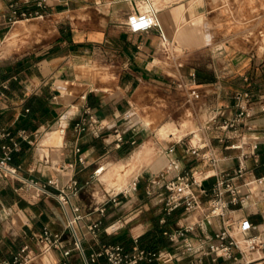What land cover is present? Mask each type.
Masks as SVG:
<instances>
[{
  "label": "crops",
  "instance_id": "crops-1",
  "mask_svg": "<svg viewBox=\"0 0 264 264\" xmlns=\"http://www.w3.org/2000/svg\"><path fill=\"white\" fill-rule=\"evenodd\" d=\"M39 2L45 6H39ZM146 7L155 11V26L147 32H130L128 16ZM13 9L38 11L42 17L15 19ZM207 12L210 10L205 1L190 4L189 0H0V84L6 85L1 89L0 125L19 142L12 152V163L20 165L24 176L41 182L51 178L60 185L70 178L80 184L88 182L73 199L84 210L100 203L106 193L121 189L107 183L109 171L120 180L127 178L121 174L122 168L131 165L130 173L136 174L130 179L138 176V184L142 179L146 182L141 193L132 192L120 206L106 205L96 240L85 232V224L98 214L91 212L82 222L86 255L102 244L122 243L128 249L134 245L135 227L113 234L105 233L103 228L117 212L135 202L152 206L150 218L137 225L138 245L176 252L162 232L183 222L184 213L178 209L166 215L162 204L157 203L159 197L149 198L145 188L159 172H165V180L190 167L201 177L213 174L210 165L186 152L187 142L210 138L219 169H234L241 160L247 167L245 180L264 176L263 141L258 143L256 154L244 160L241 157L242 152L249 151L251 137L264 130V49L258 53L243 32L208 36L202 29V14ZM31 19H38L40 29L52 26L53 37L36 48L24 46L22 51L2 47L5 38L16 36L20 30H12L15 24ZM198 54L204 55V60L196 61ZM191 71L196 73L195 83L189 76ZM179 81L184 82V88ZM190 90L198 94L193 99L198 103L197 128L190 118ZM243 90L251 92L255 101L251 119L255 130L242 133V149L226 148L240 137L230 138V131L212 126L202 127L214 108L222 107L231 115L236 109L234 94ZM175 116L182 120L181 128L174 122ZM82 117L89 119V129L77 132L74 124ZM101 126L100 136H95L93 128ZM61 127L65 128L64 134L59 132ZM22 131L28 139L19 135ZM120 135L122 141L118 143ZM217 136L227 138L220 141ZM10 143L9 138L0 140V154ZM79 156L84 162L78 161ZM102 163L105 170L94 176L93 170ZM170 163L174 165L172 170ZM211 182L209 178L205 184ZM153 189L158 194L164 190L159 186ZM230 215L264 225V182ZM64 224V214L55 198L35 197L21 182L0 177V261L11 260L26 246L32 257L26 264H85L75 249L68 256L62 254V249L39 252L35 236L43 227L64 232L65 247L71 246ZM221 227L222 219L213 217L197 227L192 236L211 237ZM211 242L208 239L205 245ZM94 264L106 261L100 257ZM199 264L239 261H213L207 255Z\"/></svg>",
  "mask_w": 264,
  "mask_h": 264
},
{
  "label": "built area",
  "instance_id": "built-area-1",
  "mask_svg": "<svg viewBox=\"0 0 264 264\" xmlns=\"http://www.w3.org/2000/svg\"><path fill=\"white\" fill-rule=\"evenodd\" d=\"M39 6L45 4L39 2ZM154 10L150 7L146 9H137L127 18V28L132 33L147 32L151 30L156 22ZM14 18L30 19L42 17L38 11H17L12 10ZM180 76V75H179ZM192 83H195L196 73H189ZM181 78V76H180ZM248 80V76H244ZM180 87H185L183 81H179ZM6 85L0 84V96H3L2 88ZM190 94L198 97V94L190 90ZM235 111L231 115L226 114L222 107L214 108L206 126H212L220 131H230V138H238L228 143L225 147L230 149H242L245 137L243 132H253L255 125L251 119L255 115L253 110V96L248 90L237 91L234 94ZM264 111V106L261 107ZM88 113V108L85 109ZM208 125V126H207ZM89 126V119L82 117L75 122L74 128L77 132H83ZM101 127L93 128L95 136H100ZM61 134L65 133V128L59 129ZM23 139H28L24 131L19 134ZM9 138L11 143L3 146L0 154V177H9L15 179L26 186L35 197L48 195L55 198L60 205L65 218L64 228L67 232L71 246L65 247L63 240L64 232H53L48 227L36 234L35 241L38 245L39 252H45L51 249H62V254L68 256L72 250H77L85 264H94L100 257H103L106 264H140L144 261H156L158 264H199L207 255L212 256V260L223 258L227 261H239V264H264V225L251 223L246 217H234L230 215L237 208H240L248 202L253 191L264 182V176L245 180L244 176L247 167L243 161H239L234 169H219V158L215 146L210 138L200 137L196 142L186 145V152L198 162H204L210 165L214 172L209 177H201L193 167L184 169L165 180V172L154 174L148 182L145 193L149 198L159 197L157 203L162 204L163 212L168 215L175 210L181 209L184 213V221L177 224V227L164 230L163 235L170 239L171 246L176 252L166 249H150L138 245L139 234L133 235L134 245L128 249L122 243L102 244L96 251L89 255L85 254L83 247L84 233L82 232V222L86 220L91 212H96L98 216L90 219L85 224V232L96 240L102 228V218L106 214V205L120 206L122 198L129 200L132 192L136 191L138 186V176L131 179L128 188H123L114 192L106 193V197L97 204L87 207L74 203L73 199L78 197L80 192L88 184H80L76 178H70L65 184L60 185L53 178L47 182H41L34 178H28L20 172V165L12 163V152L18 149L19 142L11 137L9 130L0 125V140ZM222 141L226 136H217ZM250 139V138H249ZM252 142L249 144V151L242 152L241 157L244 160L249 155L256 154L255 151L260 141L264 142V130L251 137ZM122 141V136H118L117 142ZM172 150V148L170 149ZM78 161L84 162L83 157L79 156ZM174 167L170 163V170ZM105 170V165L98 164L93 170V175L98 176ZM212 178L210 184L205 182ZM154 186L163 188L162 193H156ZM50 187L55 188L52 191ZM139 210L133 216L125 215L113 219L109 224L104 226L103 230L107 234H113L125 228V226L138 217ZM220 217L222 227L217 230L211 237L192 236V232L201 227L205 220ZM190 219V221H189ZM164 221L163 219L161 220ZM251 231H255L251 233ZM212 240L210 244L205 245L207 240ZM193 255L192 258L186 259L187 256ZM32 257L28 254L27 247L23 246L19 252L13 255L11 260L0 261V264H26Z\"/></svg>",
  "mask_w": 264,
  "mask_h": 264
},
{
  "label": "rangeland",
  "instance_id": "rangeland-1",
  "mask_svg": "<svg viewBox=\"0 0 264 264\" xmlns=\"http://www.w3.org/2000/svg\"><path fill=\"white\" fill-rule=\"evenodd\" d=\"M201 1H205L206 8L210 10V12L202 14V20L205 24L204 28L202 29L208 34V36H214L221 32H243L246 34V38L254 43L255 49L258 50V53H261V51L264 49V0H189V3L198 4ZM14 28H19L20 30L16 36L11 37L10 39L5 38L2 47H4L6 50L7 48H15L19 51H22L24 46H27V48H36L37 46L44 45L53 37L54 30L52 26L49 25H47L46 28L41 27L40 29L38 19H31L29 21L17 23L12 27V30ZM204 58V55L198 54L196 61H202ZM190 95L192 99L190 103V118L194 126L197 128L200 121L197 110L198 103L193 100L196 99L195 95ZM181 121L182 120L178 119L176 116L174 117V122L179 128H181ZM192 135L193 134H190V136ZM142 165L147 164L143 163ZM142 165L140 164L138 167L141 168ZM130 169L131 165H127L122 168L121 174L127 175V178L120 180L112 177V173L109 171L106 175L107 183L110 186L115 187H118L119 184H124L127 182L130 184V177L136 174V171L130 173ZM145 185L146 182L144 179H142L140 184H138L136 191L141 193L144 190ZM121 188H124V186ZM120 198L122 199V202L127 201L122 197ZM151 209L152 206L150 204H139L135 202L130 207L127 206V208H122V211L117 212L113 219L119 217L120 215H129L130 217L136 214L139 210H142L138 217L129 222L125 228L122 229L129 230L135 227L133 232L134 234H137L140 230L139 226L137 225L150 218L152 213Z\"/></svg>",
  "mask_w": 264,
  "mask_h": 264
},
{
  "label": "bare ground",
  "instance_id": "bare-ground-1",
  "mask_svg": "<svg viewBox=\"0 0 264 264\" xmlns=\"http://www.w3.org/2000/svg\"><path fill=\"white\" fill-rule=\"evenodd\" d=\"M146 5H148V4H146ZM147 8V7H146ZM186 33V32H185ZM182 34H184V33H182ZM186 36H188L187 34H186ZM148 119H150L149 117H148ZM145 120V119H144ZM151 120V119H150ZM145 122V121H144ZM149 122V121H148ZM116 185H118V184H116ZM124 186V188H127L128 186H129V183L127 182V183H124V184H119V186L118 187H116V188H118V189H120L121 187H123ZM121 189H123V188H121Z\"/></svg>",
  "mask_w": 264,
  "mask_h": 264
}]
</instances>
